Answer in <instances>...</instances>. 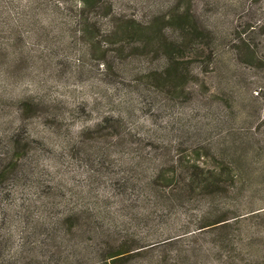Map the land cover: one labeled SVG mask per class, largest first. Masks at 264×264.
Masks as SVG:
<instances>
[{
  "label": "rangeland",
  "instance_id": "374dc122",
  "mask_svg": "<svg viewBox=\"0 0 264 264\" xmlns=\"http://www.w3.org/2000/svg\"><path fill=\"white\" fill-rule=\"evenodd\" d=\"M198 156L264 208V0H0V264H196Z\"/></svg>",
  "mask_w": 264,
  "mask_h": 264
},
{
  "label": "trees",
  "instance_id": "16d2710c",
  "mask_svg": "<svg viewBox=\"0 0 264 264\" xmlns=\"http://www.w3.org/2000/svg\"><path fill=\"white\" fill-rule=\"evenodd\" d=\"M84 2L90 4L96 0ZM188 45V41H183L179 47L184 50ZM170 59L171 62L174 60ZM35 105L33 101L25 100L21 108L30 117L37 113ZM104 122L100 126H104ZM200 159L201 156L194 157L189 166L182 168L179 158L172 168L160 165L154 170L152 182L162 187L176 184L181 188L185 201L199 193L204 197L210 195L206 210L196 215L197 228L177 239L185 238L191 242L185 250L194 253L196 264H264V237L244 227L246 220L253 219L252 225L258 229L257 232L264 230V208L241 213L231 205L237 191L238 175L221 165L203 167ZM198 238L209 239L210 246L206 248L200 245ZM134 250L119 248L105 258V264H118L120 260L129 259L140 252Z\"/></svg>",
  "mask_w": 264,
  "mask_h": 264
}]
</instances>
